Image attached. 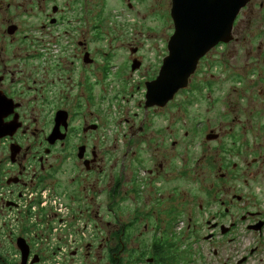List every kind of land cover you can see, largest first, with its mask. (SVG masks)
Here are the masks:
<instances>
[{"label": "flooded vegetation", "instance_id": "1", "mask_svg": "<svg viewBox=\"0 0 264 264\" xmlns=\"http://www.w3.org/2000/svg\"><path fill=\"white\" fill-rule=\"evenodd\" d=\"M183 3L221 25L240 0ZM172 6L0 0V264H264V0L238 9L229 42L198 60L186 88L147 107L174 32ZM150 22L170 34L148 36ZM143 40L161 49L149 56ZM230 80L241 104L239 159L203 160L211 170L198 201L195 159L177 140V99L213 101ZM169 116L167 126L158 120ZM183 180L193 186L182 189Z\"/></svg>", "mask_w": 264, "mask_h": 264}, {"label": "rangeland", "instance_id": "2", "mask_svg": "<svg viewBox=\"0 0 264 264\" xmlns=\"http://www.w3.org/2000/svg\"><path fill=\"white\" fill-rule=\"evenodd\" d=\"M152 19V15L149 17ZM151 24V22H150ZM160 23L158 22L156 26L151 24V27L147 31V35L151 37H159L160 34L169 35L170 30L166 31L168 26H163V29L159 27ZM131 34H135V29H130ZM129 34V33H128ZM130 35V34H129ZM157 41V40H156ZM142 46L144 51L149 53V56L153 53V51L157 52L161 49V43L153 42L152 40L142 41ZM229 77L232 79L236 78V76H232L230 73H227ZM238 82V79L236 78ZM230 80L227 84L228 87L223 90L217 91V86L215 87L212 94V100H207L205 97L196 101L195 99H191L185 93H183L180 97H178V101H181L182 112H181V129L178 132L179 148L181 151H186L185 148H189L188 151H191V156L195 159V163L192 168L197 176V184L194 185L196 187V192L198 196V201L201 199L200 193V180L204 177V172L210 171L211 169H203L201 164H204V159H209V161L215 165H217L220 160L219 158H223V160L229 159L235 162L238 161L239 156L235 153V151H239V136H238V120L240 118V108L241 104L239 103V90L237 88V82ZM141 97V93H135L131 102L135 103L137 99ZM212 101V102H211ZM180 117V112H177L175 115L176 127L179 126V122H177V117ZM157 118V117H156ZM159 122H161L164 126H167L168 123H172L174 121V117H166L165 119L159 118ZM212 130L213 133L221 134L222 138L217 139L216 141H207L206 135L209 131ZM225 130H229L230 134H224ZM227 135V136H226ZM169 147V145H168ZM226 151H231L230 155H226ZM237 155V156H236ZM217 172H211L212 178H216ZM192 187L191 182L189 180H183L181 183L182 189H188ZM244 246L248 245V240H246ZM184 246V244H183ZM182 246V260L187 261L188 255L184 252L189 247V244ZM227 250L232 254L233 253V244L228 245ZM255 261V257H252L250 260V264H253Z\"/></svg>", "mask_w": 264, "mask_h": 264}, {"label": "water", "instance_id": "3", "mask_svg": "<svg viewBox=\"0 0 264 264\" xmlns=\"http://www.w3.org/2000/svg\"><path fill=\"white\" fill-rule=\"evenodd\" d=\"M247 1L240 0L237 5L232 3L219 25L218 20L210 19L209 15H190L193 9L190 3L187 6L183 0H173L170 16L174 32L158 76L147 85V107H164L179 90L186 88L198 60L219 42H229L235 15ZM205 138L213 140L216 137L209 134Z\"/></svg>", "mask_w": 264, "mask_h": 264}]
</instances>
